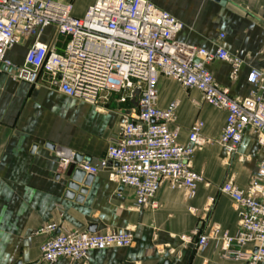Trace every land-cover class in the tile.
I'll return each mask as SVG.
<instances>
[{
    "label": "crops",
    "instance_id": "crops-1",
    "mask_svg": "<svg viewBox=\"0 0 264 264\" xmlns=\"http://www.w3.org/2000/svg\"><path fill=\"white\" fill-rule=\"evenodd\" d=\"M68 1L73 3L74 16L83 17L95 0ZM149 1L184 24L179 41L211 52L220 46L242 60L235 81L230 79L229 63L216 61L208 66L232 97L246 98L253 92L248 75L253 69H264V0ZM51 32H45L44 42ZM26 52L27 45L16 46L6 59L22 65ZM173 102L179 103L173 127L179 128L181 144L188 142L197 119L204 121V135L214 141L192 161L193 169L206 179L195 199L187 200L182 191L165 183L156 197L158 209L137 210L134 191L112 182L110 169H101L93 177L81 200L76 198L79 193L69 199L67 185L76 168L70 165L60 173L57 151H73L98 165L119 133L124 113L136 104L121 105L113 96L96 106L43 83L33 87L14 81L9 72H1L0 264H46L40 257L47 237L36 232L47 223L100 235L134 231L131 248L91 251L87 264H248L225 259L221 244L212 239L216 227L230 235L239 227L237 207L220 192L221 186L233 178L245 189L264 160V152L248 130L239 150L242 161L228 158L216 143L226 113L204 103L198 91H187L176 81L161 77L158 106L166 109ZM195 230L211 238L204 251L183 239ZM55 264L83 263L62 259Z\"/></svg>",
    "mask_w": 264,
    "mask_h": 264
},
{
    "label": "built area",
    "instance_id": "built-area-1",
    "mask_svg": "<svg viewBox=\"0 0 264 264\" xmlns=\"http://www.w3.org/2000/svg\"><path fill=\"white\" fill-rule=\"evenodd\" d=\"M48 29L52 32L44 42ZM183 29V23L149 0H95L83 17L74 16L68 0H0V73L7 71L14 81L33 87L46 84L96 106L113 96L121 105L136 104L124 113L120 131L98 165L79 162L77 153L61 149L56 153L60 173L70 165L93 176L110 169L112 182L134 191L137 210L158 209L156 197L165 183L182 191L187 200L195 199L206 179L193 169L192 161L214 141L204 135V121L197 119L188 142H179V128L173 127L179 103L166 109L158 106L161 77L198 91L204 103L226 113L216 143L228 158L239 156L248 130L264 152V69L249 73L254 90L248 97H232L208 66L229 63L230 79L235 81L242 60L220 46L211 52L179 41ZM21 45H27V52L24 63L16 65L6 54ZM220 192L235 203L239 227L235 235L216 227L212 240L221 244L227 260L264 264V160L245 189L230 178ZM36 234L47 237L40 257L46 264L62 259L87 264L91 251L134 245V231L129 229L100 235L47 223ZM183 239L200 251L211 241L198 230Z\"/></svg>",
    "mask_w": 264,
    "mask_h": 264
},
{
    "label": "water",
    "instance_id": "water-1",
    "mask_svg": "<svg viewBox=\"0 0 264 264\" xmlns=\"http://www.w3.org/2000/svg\"><path fill=\"white\" fill-rule=\"evenodd\" d=\"M77 160L80 162L83 160V157L78 155ZM93 175L86 174L84 171L80 169H76L74 174L71 177V180L69 181L67 185L68 191L66 192V196L69 199H74L79 193V195L76 197L78 200H81L83 196L87 193V188L90 186L91 181L93 180ZM84 185V187H81V185ZM16 264H24L22 261H19ZM30 264H39V262L30 263Z\"/></svg>",
    "mask_w": 264,
    "mask_h": 264
},
{
    "label": "rangeland",
    "instance_id": "rangeland-1",
    "mask_svg": "<svg viewBox=\"0 0 264 264\" xmlns=\"http://www.w3.org/2000/svg\"><path fill=\"white\" fill-rule=\"evenodd\" d=\"M79 4H81V3H79Z\"/></svg>",
    "mask_w": 264,
    "mask_h": 264
}]
</instances>
